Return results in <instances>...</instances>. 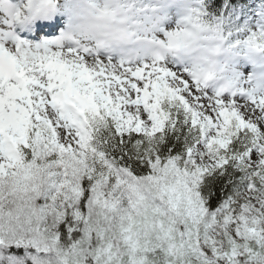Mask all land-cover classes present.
<instances>
[{"label":"snow or ice","instance_id":"snow-or-ice-1","mask_svg":"<svg viewBox=\"0 0 264 264\" xmlns=\"http://www.w3.org/2000/svg\"><path fill=\"white\" fill-rule=\"evenodd\" d=\"M0 264H264V0H0Z\"/></svg>","mask_w":264,"mask_h":264}]
</instances>
